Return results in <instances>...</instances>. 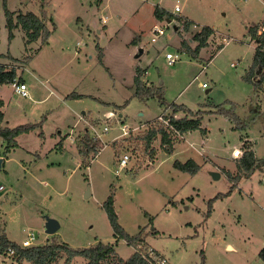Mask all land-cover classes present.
Instances as JSON below:
<instances>
[{
	"label": "rangeland",
	"instance_id": "374dc122",
	"mask_svg": "<svg viewBox=\"0 0 264 264\" xmlns=\"http://www.w3.org/2000/svg\"><path fill=\"white\" fill-rule=\"evenodd\" d=\"M157 5L175 18L157 19ZM7 9L45 14L53 29L47 42L39 38L27 45L20 27L11 39ZM179 16L195 24L185 30ZM263 23L264 0H0V54L19 61L0 60L17 63L29 92L22 96L11 83L0 84L3 125L41 123L44 129V137L40 128L19 135L18 145L6 154L0 136L5 159L0 231L17 243L32 231L34 244L61 241L82 248L113 243L119 256L128 259L135 247L115 236L103 207L114 194L125 231H143L172 264H264V171L241 178L231 192L226 174L236 172L233 151L240 148L243 155L245 143L264 159V78L254 84L245 77L257 46L251 28ZM204 26L214 34L194 57L182 41L196 47L194 35ZM156 27L165 32L156 35ZM136 37L138 43H132ZM168 52L175 62L169 63ZM138 67L145 84L163 87L164 103L158 95L140 98L135 93ZM174 103L195 111L222 105L245 124L206 112V133L197 129L178 135L171 153L157 139L153 159L136 137L161 121ZM110 111L114 115L108 117ZM87 130L100 134L95 139L101 146L95 157H88V166L78 150ZM62 137L64 148L59 149ZM125 154L130 160L117 172ZM189 158L201 165L195 174L174 166L175 160ZM47 217L60 222L54 234L46 232ZM86 263L82 256L72 262ZM0 264L19 263L8 259Z\"/></svg>",
	"mask_w": 264,
	"mask_h": 264
},
{
	"label": "trees",
	"instance_id": "16d2710c",
	"mask_svg": "<svg viewBox=\"0 0 264 264\" xmlns=\"http://www.w3.org/2000/svg\"><path fill=\"white\" fill-rule=\"evenodd\" d=\"M154 13L157 19H174L175 14L157 5L154 9ZM7 15V27L9 29V37L12 39L15 35L14 30L20 27L26 36V44L29 45L39 38H42L44 42H47L49 36L52 34L53 29L48 26L47 17L45 14H39L34 11L17 12L6 10ZM185 30H190L195 24L191 19L184 17H177ZM257 27L251 28L253 35L257 38L256 53L254 56L253 64L250 67L249 72L245 75L246 79L254 84H258L264 78V36L257 35ZM214 34V29L210 26H204L194 35V40L197 41L196 47H191L186 40L182 41V46L190 51L194 57H198L203 47L208 45L209 38ZM139 39L136 37L132 40V43H138ZM224 44H220L219 47H223ZM9 58L15 62L19 61L12 57L10 54H0L1 58ZM32 56H26V61L30 60ZM24 61V60H22ZM17 67L6 68V66L0 62V84L11 83V81L19 76L21 81L23 78L18 75ZM141 68H137V74L134 78L135 93L140 98H146L150 96H160L164 103V89L162 86H150L144 83L141 79ZM259 72V73H257ZM69 96H80L78 93H72ZM4 104V100L0 98V106ZM170 111L163 114L164 120L149 126L147 129H143L138 135L137 139L144 144L145 151L150 153L153 159L157 155L154 141L160 139V147L166 152H173L175 149L176 138L178 135L184 136V134L193 131L201 130L206 133V128L202 127V119L206 112L222 114L230 117L231 120L236 122L237 125H244L245 123L239 121L240 118L231 109H227L222 105H216L213 109L197 111L193 110L186 104L174 103L170 106ZM5 119V113L0 109V136L3 137L5 147L3 153L11 151L13 147L18 145L17 137L23 133H28L40 128V135L44 137L43 125L40 123H25L16 127H10L3 125ZM66 137H62L58 142V147H63V141ZM243 155L235 157L236 159V172L230 170L226 171L229 180L232 182L231 192L235 186L239 183L241 178L249 177L257 169L264 171V159L258 158L254 149L248 143H245ZM101 146L98 145L97 140L92 136L89 130L80 138L78 142L79 153L84 157V164L89 165L90 160L88 157L93 153L95 157L100 152ZM174 166L182 171L190 173H197L201 169V165L193 158H189L186 161L179 159L175 160ZM227 193H219L212 200L222 198ZM103 207L105 208L112 227L114 229L115 236L118 239L124 238L128 244L135 247L134 252L128 259H124L119 256L118 251L113 243L99 242L96 245L82 248H74L67 242H46L44 244H34L31 246H22L21 243H17L9 239L4 230L0 231V256L7 252L9 247L14 249V253L11 256L13 261L21 264L23 261H29L32 264H58L61 259H64L62 264H72L73 260L77 256H82L87 260L86 264H152V254L156 258L164 256L160 251L154 248L144 238L143 231L131 235L125 231L123 226L119 222L118 213L115 208L114 194L108 196L105 200ZM212 207V203H210ZM211 209V208H210ZM154 232H158L154 230ZM260 256L264 261V247L260 251ZM151 259V261H150Z\"/></svg>",
	"mask_w": 264,
	"mask_h": 264
},
{
	"label": "built area",
	"instance_id": "2783aa9c",
	"mask_svg": "<svg viewBox=\"0 0 264 264\" xmlns=\"http://www.w3.org/2000/svg\"><path fill=\"white\" fill-rule=\"evenodd\" d=\"M180 10V6L177 5L176 6V11H179ZM154 32L156 33V35H160V34H163L165 31L163 28H159V27H156L154 29ZM257 35L258 36H264V23L263 24H260L258 27H257ZM153 39H155V37H153ZM224 40H226V38L223 37ZM166 57L168 58L169 60V63H173L176 61V56H174L172 53L168 52L166 54ZM1 63H3L6 68H10V67H18L17 63H14V62H5V61H2L0 60ZM11 84L14 88V91L17 92L18 94L22 95V96H29V92H28V87H27V83L25 81H21L19 79V76H16L12 81H11ZM205 84H203V86H205ZM114 115V112L113 111H110L108 112L107 116L108 117H111ZM160 119L161 120H164V117L163 116H160ZM166 123L167 121L164 120ZM109 130V126L108 125H105L104 127V131H108ZM127 130H124V133H126ZM100 134L98 132H96V135L94 136V138H98ZM242 154V150L240 148H236L234 151H233V156L234 157H238ZM130 160V156L128 154H125L121 157L120 161H119V165L120 167L116 170L117 172L120 171L121 168H124L126 167L128 161ZM36 235L35 233L32 231V232H29L28 233V236L22 241L21 245L22 246H31V245H34V241L36 240ZM14 253V249L12 247H9L7 252H5L4 254H2L0 256V261H7L8 259H11V256L12 254ZM153 257V261H151L152 264H172L171 262L168 261V259L165 257V256H161L160 258H156L155 255H151ZM12 260V259H11Z\"/></svg>",
	"mask_w": 264,
	"mask_h": 264
},
{
	"label": "water",
	"instance_id": "95a60500",
	"mask_svg": "<svg viewBox=\"0 0 264 264\" xmlns=\"http://www.w3.org/2000/svg\"><path fill=\"white\" fill-rule=\"evenodd\" d=\"M172 19H169L168 21H171ZM143 52V49H140V53ZM139 54H137L138 56ZM2 165V158L0 157V166ZM213 177L215 179L219 178L220 177V173L219 172H213ZM46 232L49 233V234H54L56 233L59 228H60V222L55 219V218H52V217H47V220H46Z\"/></svg>",
	"mask_w": 264,
	"mask_h": 264
},
{
	"label": "crops",
	"instance_id": "0c3cea01",
	"mask_svg": "<svg viewBox=\"0 0 264 264\" xmlns=\"http://www.w3.org/2000/svg\"><path fill=\"white\" fill-rule=\"evenodd\" d=\"M185 18H187V17H185ZM188 19H189V18H188ZM10 55H11V54H10ZM11 56H12V55H11ZM12 57H13V56H12ZM1 59H2V58H1ZM20 76H21V77L23 78V80L25 81V78H24L22 75H20ZM25 82H26V81H25ZM1 99H2V98H1ZM65 139H66V138H65ZM65 139H64V140H65ZM59 141H60V140H59ZM62 144H63V147H61V149L64 148V141H63ZM1 156H2V155H1ZM4 161H5V159L2 158V165H3Z\"/></svg>",
	"mask_w": 264,
	"mask_h": 264
}]
</instances>
